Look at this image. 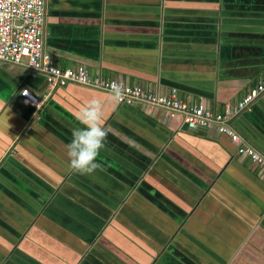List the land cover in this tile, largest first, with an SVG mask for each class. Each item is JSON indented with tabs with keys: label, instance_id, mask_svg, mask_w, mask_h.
Listing matches in <instances>:
<instances>
[{
	"label": "crops",
	"instance_id": "0c3cea01",
	"mask_svg": "<svg viewBox=\"0 0 264 264\" xmlns=\"http://www.w3.org/2000/svg\"><path fill=\"white\" fill-rule=\"evenodd\" d=\"M44 53L222 112L264 75V0H46ZM92 99L104 146L81 174L65 146ZM231 126L264 156V93ZM0 264H264V171L214 129L0 61Z\"/></svg>",
	"mask_w": 264,
	"mask_h": 264
},
{
	"label": "built area",
	"instance_id": "2783aa9c",
	"mask_svg": "<svg viewBox=\"0 0 264 264\" xmlns=\"http://www.w3.org/2000/svg\"><path fill=\"white\" fill-rule=\"evenodd\" d=\"M46 0H0V61L21 66L44 76L49 91L75 84L113 96V84L120 85L118 99L120 105L139 104L149 113L159 110L164 117L178 115L190 131L211 130L227 136L236 146V154L246 157L256 167L264 171V156L248 144L243 143L231 126V120L246 110L253 101L264 93V75L255 88L224 111L209 110L201 103L186 105L172 89L158 95L137 86H128L117 81L91 80L83 65L74 68H59L44 53V23ZM24 106L39 108L42 100L27 89L20 91Z\"/></svg>",
	"mask_w": 264,
	"mask_h": 264
},
{
	"label": "clouds",
	"instance_id": "9594fccd",
	"mask_svg": "<svg viewBox=\"0 0 264 264\" xmlns=\"http://www.w3.org/2000/svg\"><path fill=\"white\" fill-rule=\"evenodd\" d=\"M120 85L113 84V96L118 99ZM101 105L92 99L82 108L80 119L83 127L71 131V140L66 144V152L71 168L81 174L91 173L98 167L95 160L98 151L104 146L105 131L97 123Z\"/></svg>",
	"mask_w": 264,
	"mask_h": 264
}]
</instances>
